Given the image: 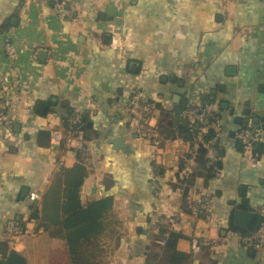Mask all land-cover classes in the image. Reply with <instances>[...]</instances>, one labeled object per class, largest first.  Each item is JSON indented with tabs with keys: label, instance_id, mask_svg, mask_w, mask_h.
Listing matches in <instances>:
<instances>
[{
	"label": "crops",
	"instance_id": "0c3cea01",
	"mask_svg": "<svg viewBox=\"0 0 264 264\" xmlns=\"http://www.w3.org/2000/svg\"><path fill=\"white\" fill-rule=\"evenodd\" d=\"M72 2L74 19L54 0H0V231L11 219L27 227L11 249L26 264H71L66 242L36 231L30 208L41 209L60 171L81 164V203L113 199L102 264H169L160 241L171 232L180 235L176 250L191 256L187 264H264V245L240 240L264 203V144L244 149L235 139L249 120L264 131V0ZM13 79L25 97L5 124L3 94L15 96ZM132 88L155 102L156 128L159 108L180 115L213 105L221 131L215 160L206 152L209 171L184 179L160 135L158 145L134 138L122 110ZM53 131L63 137L58 144ZM116 137L124 138L120 149L109 143ZM168 140L187 148L182 137ZM201 195L212 199L206 220L196 205ZM237 209L255 214L247 232L233 225ZM193 237L202 242L196 254Z\"/></svg>",
	"mask_w": 264,
	"mask_h": 264
},
{
	"label": "built area",
	"instance_id": "2783aa9c",
	"mask_svg": "<svg viewBox=\"0 0 264 264\" xmlns=\"http://www.w3.org/2000/svg\"><path fill=\"white\" fill-rule=\"evenodd\" d=\"M57 1L58 12L68 18L74 19L73 14L76 13V7L72 0H54ZM223 6L234 3V0H220ZM6 54L8 59L13 62L15 54L7 47ZM6 89V87H3ZM9 88L14 92L15 96L10 97L3 94L5 98V107L9 116L3 120L5 124L11 122L12 116L16 113V101L25 97L23 90L20 88L18 79H13L9 84ZM6 96V97H5ZM155 102H153L143 90L132 88L129 91L128 100L122 107L123 112L128 115L129 127L134 138L149 142L153 145H158L160 136L157 128L151 125V120L155 118ZM180 118L187 124L189 131L192 134V139L185 141L187 148L183 151L181 148L172 145V141L164 139L165 143L171 145L173 155L177 157L183 171V178L187 179L193 175L196 169V156L199 150L208 152L211 161L215 160L216 144L219 133L221 131V119L216 113L211 103H203L195 106H188L180 113ZM78 119H76V122ZM74 133L67 135L66 144H71ZM51 139L58 144L63 140L60 132L53 131ZM235 139L240 143L244 149H249L256 144H264V131L258 125L248 121L247 125L235 133ZM29 202L37 203L40 200V195L31 192L28 196ZM199 216L206 220L211 215L212 199L208 195H201L198 198L197 204ZM257 215L260 218V223L249 234L240 236V240L245 245L253 248H259L264 245V203L257 209ZM27 234V227L22 222L16 220H9L5 223L0 231V243L5 242L10 248L16 245ZM165 245V239L160 241ZM190 248L193 254L200 252L202 242L199 238L193 237L190 241Z\"/></svg>",
	"mask_w": 264,
	"mask_h": 264
},
{
	"label": "trees",
	"instance_id": "16d2710c",
	"mask_svg": "<svg viewBox=\"0 0 264 264\" xmlns=\"http://www.w3.org/2000/svg\"><path fill=\"white\" fill-rule=\"evenodd\" d=\"M161 117L157 132L163 139L182 137L191 140L187 124L173 111L159 108ZM196 169L209 171L206 151L199 150ZM195 175V172H194ZM86 176L85 168L77 164L71 170L60 171L52 185L42 196L41 209L32 205L30 219L53 238L66 242L71 264H101V237L106 233L111 216L113 199L110 196L82 204L79 188ZM21 222V221H19ZM24 225V223H23ZM180 235L169 233L165 239L163 256L169 264H187L190 255L178 252L176 242ZM0 264H26L25 258L12 250L5 242L0 243Z\"/></svg>",
	"mask_w": 264,
	"mask_h": 264
},
{
	"label": "water",
	"instance_id": "95a60500",
	"mask_svg": "<svg viewBox=\"0 0 264 264\" xmlns=\"http://www.w3.org/2000/svg\"><path fill=\"white\" fill-rule=\"evenodd\" d=\"M175 97L178 98V96ZM38 108H40V111L38 110L39 113H42V109L44 108L43 105H40ZM123 142H124L123 137H116L109 140V143L112 144V147L114 149H120L122 147ZM254 220H255V214L250 211L239 210V209L234 211L233 225L237 230L247 232L248 230H250ZM256 223L257 225L260 223V218L256 220ZM257 225L255 226V228L257 227Z\"/></svg>",
	"mask_w": 264,
	"mask_h": 264
},
{
	"label": "rangeland",
	"instance_id": "374dc122",
	"mask_svg": "<svg viewBox=\"0 0 264 264\" xmlns=\"http://www.w3.org/2000/svg\"><path fill=\"white\" fill-rule=\"evenodd\" d=\"M103 262H102V260H101V264H102Z\"/></svg>",
	"mask_w": 264,
	"mask_h": 264
}]
</instances>
